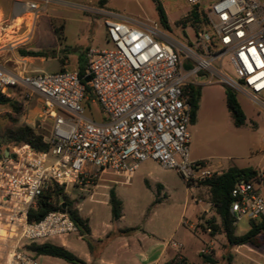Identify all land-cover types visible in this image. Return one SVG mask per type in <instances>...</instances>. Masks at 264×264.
Returning a JSON list of instances; mask_svg holds the SVG:
<instances>
[{
  "label": "built area",
  "instance_id": "built-area-1",
  "mask_svg": "<svg viewBox=\"0 0 264 264\" xmlns=\"http://www.w3.org/2000/svg\"><path fill=\"white\" fill-rule=\"evenodd\" d=\"M185 1L206 13L212 29V33L196 34L190 45L156 27L78 6L80 11L104 18L113 47L87 53L90 96L77 72L19 73L0 65V96L11 99L18 90L24 102L39 99V120L51 124L50 136L44 137L50 147L46 153L27 144L0 145V240L12 243L5 253L0 251V264H39L27 246L78 233L62 209L38 223L29 222V211L52 182L66 193L88 194L102 176L130 180L148 160L175 171L189 186L219 175L209 161L191 160L189 148L192 106L188 91L200 74H215L212 62L228 59L237 79L221 71L216 75L264 112V0H220L208 10L202 8L203 0ZM55 5L76 7L71 0L14 1L16 17L23 18L20 29H28L27 38L39 18ZM24 17H30V25ZM5 31L0 28V37ZM215 45L218 51L212 53L210 46ZM12 49L9 44L7 52ZM88 103L99 105L102 121L93 118ZM262 187L264 172L254 182L235 185L230 213L237 222L264 220ZM211 252L201 251L205 256Z\"/></svg>",
  "mask_w": 264,
  "mask_h": 264
},
{
  "label": "rangeland",
  "instance_id": "rangeland-1",
  "mask_svg": "<svg viewBox=\"0 0 264 264\" xmlns=\"http://www.w3.org/2000/svg\"><path fill=\"white\" fill-rule=\"evenodd\" d=\"M14 1L0 0L1 20H4V24L2 22L0 28H7V31L0 37V61L2 63H4L2 61L4 54H8V57L20 56V51L41 50L44 54L43 57L47 59L54 58L55 55L60 57L66 55L67 52L64 50L59 53L57 46L52 49L49 36L44 34L51 22L60 31L59 36L66 38L69 52L75 50L85 53V49L112 50L113 47L108 41L104 27V18L101 15L80 11L76 9L78 6L110 11L131 19L133 22L156 27L187 45L193 44L196 40V33L191 22L187 26L182 24L191 11L185 0H160L166 13L169 30L161 25L152 0H108L105 6L100 5V0H71L76 7L63 5L62 8L50 7L47 13L39 18L35 32L33 31L28 38V29L19 27L23 18L15 21L18 17L14 12ZM219 1L203 0L201 6L204 10H208ZM25 18L29 20L27 24L30 25V17ZM9 44L13 46V49L8 53ZM210 48L212 53L218 51L216 45L214 48L211 46ZM7 65L12 66L13 64L7 63ZM56 65L57 63L54 62L51 67ZM212 68L215 74L202 73L196 83V86L200 88V99L196 122L189 127L190 158L193 160L195 156H199L203 160L209 161L218 173H222L232 166L253 167L264 172V112H261L246 94L235 90L238 102L246 116L245 125L236 128L227 109L225 97V87H231L216 75L217 71H221L227 78L235 81L237 78L234 69L226 58L222 61L212 62ZM51 70L49 69L50 73L53 72ZM208 80L211 81L210 84H206ZM88 108L95 120L102 121L104 117L100 113L98 104L88 103ZM14 118L19 119L18 123L12 122ZM32 118L33 114L30 116V120ZM21 119L22 115L17 116L9 107L0 106L1 147L14 146L7 143L4 135L9 128L26 125L21 122ZM50 130L51 125L47 124L40 127L38 131L48 138ZM48 163H51V160ZM133 177L127 180L109 175L102 176L104 180L118 182L115 185L95 181V185L101 184L102 187L105 185L114 188L122 201L123 217L118 222L111 221L109 206L91 202L90 197H85L84 193L77 191H69L67 195L73 206L83 216L92 210V225L95 228H104L109 225L124 231L130 230L137 234L131 241L137 243L136 240H141L145 250L150 246L158 249L166 246L171 253H174L176 249L173 248V245H180L179 251L187 260L183 257L179 260V264H205L201 250L206 249H211L212 252L209 256L216 264H264V246L261 248L252 245L231 247L223 234L212 236L206 229L208 220L216 219L217 223H220L211 204L208 187L202 185L201 191L196 185L189 186L175 171L164 170L152 160L143 162ZM159 182L166 184V191L163 192L158 188ZM103 193L106 194L107 191L102 188L98 190L99 195ZM261 194L264 197V187L261 188ZM99 195L95 197L96 200H105ZM198 199L203 200L204 204H197ZM157 200L159 202L155 204ZM209 204L208 214L199 216L203 220L196 219L198 210L206 208ZM249 228V220L247 218L240 219L236 223V235H245ZM125 240L127 239L117 240L107 249L105 255L112 256ZM50 243L54 245L66 243L69 248L74 250L75 253H73L83 261H85V253L96 255L101 248L98 243H91V247H89L79 233L71 234L64 239L56 238ZM0 244L3 246L2 249L0 247V251L5 253L12 243L2 238ZM119 255V264H126V260L132 258L123 250ZM36 260L39 264H69L63 260L46 256L37 257ZM131 264L139 263L131 261Z\"/></svg>",
  "mask_w": 264,
  "mask_h": 264
},
{
  "label": "trees",
  "instance_id": "trees-1",
  "mask_svg": "<svg viewBox=\"0 0 264 264\" xmlns=\"http://www.w3.org/2000/svg\"><path fill=\"white\" fill-rule=\"evenodd\" d=\"M152 1L156 6V11L161 25L166 30H169L170 27L167 21L166 13L160 0ZM107 2L108 0L99 1L101 6H105ZM190 22L196 34L204 31L212 33L206 13L200 10L198 6L191 8L189 15L182 21V24L187 26ZM55 32L57 36H59L60 31L56 29ZM20 56L39 57L41 54L29 51H20ZM79 75L81 80L85 82L84 80L87 76L86 70L84 69L81 71ZM86 87L87 94L90 96L91 90L88 84H86ZM188 97L192 106L191 123L194 125L197 118L200 88L198 86H191L188 91ZM225 97L227 109L231 114L233 125L236 128L244 126L246 123V116L240 103L238 102L235 90L225 87ZM0 106L9 107L17 116H21L23 114V106L16 99H7L0 96ZM18 120V118H14L12 122L16 124L18 123ZM4 136L8 144H12L14 146L27 144L40 153H46L50 148L49 145L44 142V136L38 131V129H34L28 125H22L17 128H9ZM259 173V170L252 167L238 168L236 166H232L226 171L206 180L201 184L209 188L211 204L220 219L219 224L216 219L206 221L208 226L206 229L210 230L212 236L219 233L223 234L228 242V245L231 247L252 245L254 247L261 248L264 246V220L249 221V231L243 236H237L235 233L237 221L230 213L231 204L233 202L231 192L235 185L240 181L254 182L258 179ZM158 202L159 201L157 200L155 204ZM109 205L111 207L113 221L120 220L122 218L123 205L121 200L117 197L114 189H111L109 192ZM63 206H65L67 214L76 225L80 236L88 243L89 247H91V229L89 220L85 219L80 214V211L73 206V203L69 199L65 190L60 188L54 182L47 186L43 194L37 200L36 207L29 211L28 220L30 223H38L48 214L61 210ZM198 220L202 221L203 218L198 217ZM26 250L33 254L36 258L46 256L63 260L69 264H85L83 260L78 258L74 253L70 252L65 247L54 245L52 243L31 244L26 247ZM203 257L205 264H216L210 256L203 255Z\"/></svg>",
  "mask_w": 264,
  "mask_h": 264
},
{
  "label": "crops",
  "instance_id": "crops-1",
  "mask_svg": "<svg viewBox=\"0 0 264 264\" xmlns=\"http://www.w3.org/2000/svg\"><path fill=\"white\" fill-rule=\"evenodd\" d=\"M52 7L62 8V6H59V5H55ZM37 23L38 21L35 24V27L33 30L34 32H35ZM47 28L48 29L44 31V34L49 36L51 40L50 46L53 47L52 49H54V46H57V51L59 53H62V51L64 50L67 52L66 55H64L63 57H60L59 55H55L54 58L47 59L43 57L44 54L41 50H34L35 53L41 54V56L39 57H22V56H17V55L8 57V54H4L3 55L4 58L2 60L4 63L0 61V65L5 66L7 68H11V69H16L19 73H50L49 69L50 70L52 69L51 71L53 72L51 73H56L62 70H68V71L80 73L84 69L87 72V67H88L87 53L91 49H87V50L85 49V53H79L78 51H75V50H73V52L71 51L69 52L68 51L69 49L66 45V38L57 36L55 32L57 28L54 26V23L51 22L50 26ZM54 62H56L57 65L51 67V64ZM7 63H12L13 65L9 66L7 65ZM21 64H23L24 67H22ZM11 99L18 100L23 106V114H22V119H21L22 123H25L26 125L34 129L36 128L38 130L40 127L45 126L47 124L51 125L50 123L42 124L39 120L40 112H41V101L39 99L33 98L29 102H24L20 98V91L18 90L14 92ZM32 114H33V118L32 120H30V116ZM201 160H203V158L199 156H195L193 158V161H201ZM100 181L105 184H113V185L116 184L114 183L115 181L113 180L101 179ZM158 184H159L158 188L161 191L164 192L167 190L166 184H164L163 182H159ZM197 187L199 190L202 191L203 189L202 185L201 186L197 185ZM101 188L103 190H106L107 193L106 194L103 193L99 195L98 190ZM111 189H114V188H112L111 186H105V185L102 187L101 184H97L91 188L90 193L85 194V197H90L91 202L103 203L106 206L110 207L109 192ZM98 195L105 198V200H102V201L96 200L95 197H97ZM198 200H200L201 203H197V204L199 205L204 204L203 200L201 199H198ZM209 207H210V204L206 206V208H202L198 210L196 219H198L200 214H205V215L208 214ZM92 214L93 212L92 210H90L86 216H83L82 214L81 215L85 219L89 220V225L91 229V235H90L91 243L92 244L98 243L100 244L99 246L101 248H100V251L96 253V255H92L91 253H85V261H84L85 264H96L97 262H99V264H119V258H120L119 253L121 250H123L125 253H128L129 255L132 256V258L126 260L125 262L126 264H131V261L137 262L139 264H179V260H181L184 257L181 255V252L179 251L180 249L174 247V245L176 244L173 245V248L176 249L174 253H171L168 247L166 246H163L160 249L150 246L149 249L147 248V250H145L146 248L142 245L141 240L139 239L136 240L137 243H135L134 241L133 242L131 241L132 238L137 236V234L130 232V230L124 231V230L117 229L109 225H106L104 228L103 227L95 228L92 225V218H91ZM111 219H112V215H111ZM111 221L118 222V221H113V219ZM120 239H127V240L123 242L121 241L122 243L115 250L112 256H109V257L106 256L105 254H106L107 249L110 246H112L117 240H120ZM59 246L65 247L72 253L74 252V250L69 248V246L66 243H63ZM210 258L212 259V257ZM207 264H211V263H207Z\"/></svg>",
  "mask_w": 264,
  "mask_h": 264
},
{
  "label": "water",
  "instance_id": "water-1",
  "mask_svg": "<svg viewBox=\"0 0 264 264\" xmlns=\"http://www.w3.org/2000/svg\"><path fill=\"white\" fill-rule=\"evenodd\" d=\"M84 81H85V83L88 84V83L90 82V78H89V77H85V80H84ZM65 210H66V209H65V206H63V207H62V212H65Z\"/></svg>",
  "mask_w": 264,
  "mask_h": 264
},
{
  "label": "bare ground",
  "instance_id": "bare-ground-1",
  "mask_svg": "<svg viewBox=\"0 0 264 264\" xmlns=\"http://www.w3.org/2000/svg\"><path fill=\"white\" fill-rule=\"evenodd\" d=\"M22 17H18L15 21H17V20H20ZM1 23H2V20H1V13H0V25H1Z\"/></svg>",
  "mask_w": 264,
  "mask_h": 264
}]
</instances>
